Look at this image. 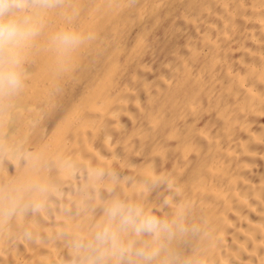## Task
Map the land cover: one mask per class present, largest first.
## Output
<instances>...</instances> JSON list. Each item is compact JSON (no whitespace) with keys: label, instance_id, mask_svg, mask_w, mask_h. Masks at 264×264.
<instances>
[{"label":"bare ground","instance_id":"1","mask_svg":"<svg viewBox=\"0 0 264 264\" xmlns=\"http://www.w3.org/2000/svg\"><path fill=\"white\" fill-rule=\"evenodd\" d=\"M30 3L0 189L49 191L0 198V264H74L116 198L176 221L157 261L264 264V0ZM64 29L86 37L67 55Z\"/></svg>","mask_w":264,"mask_h":264},{"label":"clouds","instance_id":"2","mask_svg":"<svg viewBox=\"0 0 264 264\" xmlns=\"http://www.w3.org/2000/svg\"><path fill=\"white\" fill-rule=\"evenodd\" d=\"M30 0H0V104L11 101L23 88L21 51L39 34L41 23L28 12ZM52 43L61 55L70 54L86 37L72 30H60ZM91 39V37H87ZM102 176L103 172H96ZM48 186L37 181L24 182L0 189V198L11 207L23 203L25 208H39L26 195L46 194ZM176 221H169L144 210L131 201L113 199L104 210V220L95 227L90 238H75L72 248L74 264H166L157 261L162 239L174 234ZM152 237V241L144 237Z\"/></svg>","mask_w":264,"mask_h":264}]
</instances>
